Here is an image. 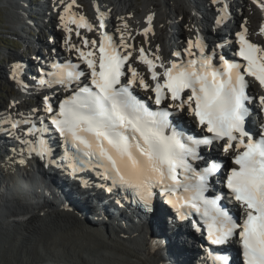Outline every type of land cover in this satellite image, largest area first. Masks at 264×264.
<instances>
[{
  "label": "snow or ice",
  "instance_id": "obj_1",
  "mask_svg": "<svg viewBox=\"0 0 264 264\" xmlns=\"http://www.w3.org/2000/svg\"><path fill=\"white\" fill-rule=\"evenodd\" d=\"M212 2L219 3L220 0ZM74 4L75 0H71L60 17L65 31L71 33L70 24L76 25L77 29L92 31L93 26L85 17L77 18L70 11ZM259 6L264 10V3ZM227 10L225 2L221 12L226 14ZM97 19L103 28L101 16ZM151 21L152 16H149L145 34L151 31ZM124 27L127 28V24ZM260 31L264 34V27ZM237 36L239 51L236 54L245 63L229 62L221 55L219 68L213 63L215 54L206 53L205 44L199 36L194 41L189 40L185 49L189 57L196 58L186 63L172 62L167 67L161 61L159 67L163 68L162 74L157 72L155 63L160 57L147 59L144 49H140L139 59L148 66L151 80L155 82L154 86H150L143 77L137 79L139 74L133 68H129L131 78L122 84V69L131 53L122 55L113 38L103 34L98 57L92 51L76 49L87 66V72L79 70V65L59 70L56 83L66 89L71 88L73 83L77 87L60 102L58 111H54L45 97L44 111L50 114L51 124L64 138L65 144L75 149L71 152L66 147L63 157L71 161L69 166L73 175L83 170L84 165L102 169L103 172L98 174L110 179L113 186L130 191L149 211L153 188L162 187L163 194L169 196L168 202L177 209L182 219L185 218L184 212L180 211L182 208L200 214L211 245L226 244L236 238L243 264H264V132L259 139H255L245 126L250 113L248 105L252 100L246 91L248 82L245 77H254L264 86V48L246 38V28ZM96 43L84 40L85 46H95ZM121 44L128 47L123 34ZM193 49L197 51L194 53ZM174 55L179 57L180 53ZM20 68L19 64L13 66V79H17ZM81 78L90 80V84L80 87ZM18 83L21 82L18 80ZM47 83L40 80L41 85ZM132 86L154 93L157 106L169 100L171 103L159 111H152L132 94ZM186 91L189 94L184 98ZM259 103L264 106V96L259 98ZM168 108L180 111L187 108L211 135L196 139L177 131L168 119ZM42 131L33 125L27 134L35 135ZM214 141L224 142V153H235L232 158L235 166L227 172L223 183L239 206L240 218L234 217L222 206V197L205 195L210 187V178L220 172L221 165L214 160L210 163L205 160L200 146L212 145ZM22 143L28 145L29 153L35 152L41 158L50 152L43 139ZM107 190L111 192L112 188ZM208 255L212 264H228L227 257L215 256L211 251Z\"/></svg>",
  "mask_w": 264,
  "mask_h": 264
},
{
  "label": "bare ground",
  "instance_id": "obj_2",
  "mask_svg": "<svg viewBox=\"0 0 264 264\" xmlns=\"http://www.w3.org/2000/svg\"><path fill=\"white\" fill-rule=\"evenodd\" d=\"M57 1L58 10L63 9V5L68 2ZM193 2L194 0H88L93 11L96 3L106 7L107 12H102V9L101 12L110 16L109 24L114 26L119 43L121 44L123 34L124 43L128 45L126 49L129 50L145 34L144 29L149 27L148 17L152 16L151 28L154 35L148 34L150 50L160 58L161 52L158 49L173 55L181 48L180 38L172 41L170 37L174 35V28H187L184 15L188 13V9H194ZM18 4L20 3L16 2L14 5L13 15H18L14 24L19 28L26 10L20 4L25 10L22 11ZM195 7L198 11L199 8H204L208 15L200 17L195 10L196 16L189 22L191 33L206 35L209 33L207 27L214 25L212 19L216 8L214 4L204 5L201 0H195ZM167 8L172 12L170 16L178 21L176 24L172 22ZM125 24L127 28L124 27ZM20 30L22 31V27ZM182 46L186 48L185 45ZM169 54L168 58L173 59ZM137 61L139 79L145 77L146 72L142 62L139 59ZM15 62L16 59L13 64ZM11 69L13 74V68ZM21 73L18 71L17 75ZM13 85L19 96H26V91L15 83ZM254 87L258 89L256 84ZM32 96L36 99L33 94ZM13 104L16 106L17 102ZM2 133L0 131V135ZM51 134L54 136L53 132ZM19 150L26 159L25 148L20 146ZM5 168L0 164V237H3L0 242L2 248L11 255L10 264H161L158 261V258L163 259L160 252L150 255L143 252L149 250V244L155 241L149 229L162 230L164 233V247L170 253V263L185 264L187 257L181 256L185 253L182 234L177 235L176 229L168 228L161 219L143 224L134 217L124 218L123 213L112 209L106 199L103 200L98 194L95 197L82 192L79 187L67 186L59 178L42 173L38 167V170L26 167L13 172L8 169L4 171ZM90 176L94 178L96 175L89 174ZM56 201L66 202L71 206L64 205L70 209L52 203ZM73 207L85 217L91 213V222L96 225L90 226V222L88 224L82 220ZM51 234L55 237H50ZM139 234L144 235L143 240Z\"/></svg>",
  "mask_w": 264,
  "mask_h": 264
},
{
  "label": "rangeland",
  "instance_id": "obj_3",
  "mask_svg": "<svg viewBox=\"0 0 264 264\" xmlns=\"http://www.w3.org/2000/svg\"><path fill=\"white\" fill-rule=\"evenodd\" d=\"M81 1L83 2L84 8L90 14H92L93 10L91 9L92 7L88 3V0H81ZM140 1L142 2V0H140ZM194 2H195V0H194ZM196 2H197V0H196ZM11 3H12V5H11ZM15 3L16 2H13V0H0V38L5 39V40H10L13 42H18L20 44V47H16L14 49V48H12L13 45H11L9 43L10 41L8 43L6 42V44L7 45L9 44L10 46H7L0 41V105L7 107L8 105H10V103L12 101V103L17 102L21 105H27L26 103H30L32 106H34V100H36V99L33 100V97H29V96H24V97L19 96L18 93L16 92L17 88L13 85V83L10 80L5 79V73L7 72V69H8L7 65L5 63H6V60L13 59L11 62V63H13L16 58L19 59L20 57H19V54L16 53V50H19V52L21 53V50L19 48H27V47H29L31 42H36V41L47 42L49 39V33H50V31H52L50 28L51 24H50V22H48V24H44V25L39 27L40 29L34 31L32 29L34 27H36L37 24H39V21L32 19L31 17H30V19H32V20H30L28 18H26V19L23 18L22 24L19 26L20 28L18 30V26L16 24H14L15 23V17L18 16L16 13H15L16 15H13ZM32 3L34 5L35 1L33 0ZM96 5L98 8H99V6L106 8L104 5H101L100 3H96ZM18 6L22 9V11L26 10V9L24 10L20 4H18ZM97 7L95 8L94 12L101 13V9H98ZM167 9H168L169 16L170 15L172 16V12H170V8H167ZM199 9H200L199 12L203 13L202 15H200V17L201 16H203L204 18L207 17V15H208L207 11L202 7ZM103 10H106V9H103ZM103 10H102V12H103ZM171 16H170V18H171L172 22L174 21L176 24L178 21L175 20V17H171ZM184 16H185L187 28H186V26H181V27L178 26L176 29L174 28V33H173L174 35L170 37L172 39V41L178 40V38L181 39V37L177 36L178 32L184 38L185 36H187L189 34L188 32H190V30H191V28L189 27V22L191 19H194V16H196V14L194 13V9H191V8H190V10L188 9V13ZM13 18H14V22H13ZM21 27H22L23 32L20 30ZM15 30H18V31L15 32ZM186 32L188 34H186ZM184 34H186V35H184ZM42 53H43V51H42ZM10 71H12L11 68L8 69V72H10ZM4 171H6V169H4ZM45 201L47 203L48 202L50 203V201H47V200H45ZM52 203L55 204L56 206H65L64 204L71 206V205H69L63 201H59V202L56 201L55 203L54 202H52ZM73 208H71V209H73ZM78 209H80V208H78ZM73 210L79 214V216L82 220L88 222V224L91 223L90 226L96 225V224H93L91 222V219L93 218V215L91 213L86 214V217H85L79 210L76 209L77 210L76 211L75 208ZM126 217L127 216L125 215L124 218H126ZM127 219H130V218H127ZM106 229H110V228H106ZM139 235H140L141 240H143L144 238H142V237L144 235H142V234H139ZM50 237H55V236L53 234H51ZM131 237H134V235ZM0 238L3 239V237H0ZM32 246H34V245H32ZM26 248H28V247H26ZM169 257H170V253H168V256H167V260L170 263ZM10 258H11L10 253L2 248V243L0 242V264H10Z\"/></svg>",
  "mask_w": 264,
  "mask_h": 264
},
{
  "label": "water",
  "instance_id": "obj_4",
  "mask_svg": "<svg viewBox=\"0 0 264 264\" xmlns=\"http://www.w3.org/2000/svg\"><path fill=\"white\" fill-rule=\"evenodd\" d=\"M143 252L144 253L147 252L150 255V254H156L158 251L150 248L149 250H145V251L143 250ZM161 258H163V256ZM158 261H160L161 264H164V258L162 260L160 258H158Z\"/></svg>",
  "mask_w": 264,
  "mask_h": 264
},
{
  "label": "trees",
  "instance_id": "obj_5",
  "mask_svg": "<svg viewBox=\"0 0 264 264\" xmlns=\"http://www.w3.org/2000/svg\"><path fill=\"white\" fill-rule=\"evenodd\" d=\"M0 41H1L3 44L7 45L6 42L8 43L10 40H5V39L0 38ZM9 43H11V44H13V45H17L16 43H18V42H15V43H14V42L10 41ZM7 46H10V45L8 44Z\"/></svg>",
  "mask_w": 264,
  "mask_h": 264
}]
</instances>
